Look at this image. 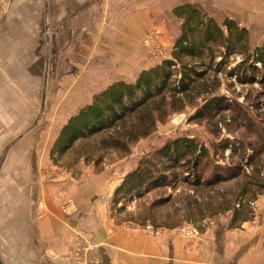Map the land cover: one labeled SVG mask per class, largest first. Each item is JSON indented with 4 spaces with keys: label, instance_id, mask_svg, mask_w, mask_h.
Returning <instances> with one entry per match:
<instances>
[{
    "label": "crops",
    "instance_id": "0c3cea01",
    "mask_svg": "<svg viewBox=\"0 0 264 264\" xmlns=\"http://www.w3.org/2000/svg\"><path fill=\"white\" fill-rule=\"evenodd\" d=\"M0 21V261L76 264L75 241L93 246L99 264H264V197L252 219L211 223L199 235L183 225L122 226L110 202L121 178L85 171L46 180L37 152L96 94L132 83L160 63L148 35L175 44L184 6L217 7L264 41V0H4ZM53 130V131H52ZM37 131V132H36ZM37 134L36 142L29 136ZM0 140V143H1ZM51 152V150H50ZM48 163L44 159V165ZM128 172V171H127Z\"/></svg>",
    "mask_w": 264,
    "mask_h": 264
},
{
    "label": "trees",
    "instance_id": "16d2710c",
    "mask_svg": "<svg viewBox=\"0 0 264 264\" xmlns=\"http://www.w3.org/2000/svg\"><path fill=\"white\" fill-rule=\"evenodd\" d=\"M176 16L182 23L170 57L142 71L134 82H117L96 94L93 102L62 128L50 157L60 160L78 149V143L95 139L103 148L121 157L128 156L131 147L151 137L160 123L196 105L201 98L204 104L196 111L194 120L230 113L232 123L251 131L253 138L240 137L233 142L232 152L238 156L236 164L215 166L211 177L205 178L206 169L213 164L208 148L196 140L177 137L140 160L116 189L112 204L142 198L176 182L194 191L213 190L217 184L238 179L247 168H252L251 174L245 176L240 200L225 201L210 214L233 212L230 227L234 228L252 219L249 202L264 192V119L257 124L253 119L246 122L241 106L218 94L221 83L217 73L226 71L225 75L240 85L257 84L260 91L253 107L264 110V41L255 43L249 29L230 18L219 22L198 6L180 7ZM229 147L227 140L219 150ZM247 151L252 154L247 155ZM243 196L249 199L245 201ZM168 199L156 200L152 208ZM192 200L198 213L206 218L204 208H211L212 204L206 202L203 208L201 200ZM191 214L187 222L194 219Z\"/></svg>",
    "mask_w": 264,
    "mask_h": 264
},
{
    "label": "rangeland",
    "instance_id": "374dc122",
    "mask_svg": "<svg viewBox=\"0 0 264 264\" xmlns=\"http://www.w3.org/2000/svg\"><path fill=\"white\" fill-rule=\"evenodd\" d=\"M1 1V0H0ZM204 11L209 16L215 18L217 21L224 20V10L217 7H203ZM255 43H261V36L254 34L252 36ZM171 52V51H170ZM166 56L165 59L170 57ZM164 59V60H165ZM238 63V62H237ZM225 72H218L217 78L220 80L218 94L225 96L228 100H232L241 106L243 116L246 122L249 120L260 123V119H264V110H256L253 106L257 103V93L260 91L259 86L243 84L240 85L235 79H230L225 75ZM214 73L211 74L214 79ZM255 101V102H254ZM204 102L201 98L197 99L196 105L188 106L186 109L178 114L171 116L165 123H160L156 132L149 138L140 141L131 147L130 155L121 157V154L110 149L103 148L99 143V139L90 140L79 144V148L65 155L62 159L57 160L50 157V144L53 140V134L43 135L44 145L37 153L39 161V169L35 167L36 172L44 176L46 180H51L55 176L72 174L75 178L81 176L85 171L89 173L100 175L103 172L109 176L120 177L122 183L124 177L134 170L140 160L147 154L152 153L156 149L162 147L168 140L177 137H186L196 140L197 143L208 148L211 161L213 164L206 169L205 178H210L215 166L229 167L236 164L237 154L232 152L234 140L240 137L251 139L253 135L250 130L245 127H240L239 123L231 122V114L225 113L217 115L215 118L206 117L204 119L194 120L196 111L203 106ZM53 131V130H52ZM37 132V131H36ZM37 134L29 136L30 142H36ZM1 140V139H0ZM230 141L229 149L225 151L219 150L221 145H225V141ZM3 146L1 140L0 147ZM237 146H239L237 144ZM236 146V147H237ZM4 150H0V156L4 154ZM251 151H247V155H251ZM88 158V159H86ZM44 159L48 162L44 165ZM264 160V157L263 159ZM231 167V166H230ZM128 171V172H127ZM252 168L245 170V175H242L235 180H227L219 183L213 190L194 191L191 187L185 184L173 183L171 186L164 187L158 191L146 194L142 198H133L127 202L119 205L110 202V210L113 219L116 223L122 226H138L146 229L147 226H152L154 229L162 228H178L183 225L192 224L199 229H204L211 223H227L231 226V218L233 212L221 213L215 216L210 214L217 209L225 201H233L238 198L244 189V180L246 175H250ZM54 180V179H52ZM174 184H176L174 186ZM178 184V185H177ZM195 193V196H194ZM210 197V199H208ZM264 197V192L260 193L255 200H250L251 203ZM161 198L169 201L163 205L152 208L153 203ZM201 200V206L204 208L206 202L212 204L213 209H207L206 218H202L197 211V206L194 205L192 199ZM243 200L249 199V196H243ZM113 199V198H112ZM123 208V209H122ZM215 208V209H214ZM251 209V207H250ZM192 212L193 218L191 222H187L186 218ZM251 212L253 210L251 209ZM199 214V215H198Z\"/></svg>",
    "mask_w": 264,
    "mask_h": 264
},
{
    "label": "built area",
    "instance_id": "2783aa9c",
    "mask_svg": "<svg viewBox=\"0 0 264 264\" xmlns=\"http://www.w3.org/2000/svg\"><path fill=\"white\" fill-rule=\"evenodd\" d=\"M4 0L0 1V21L2 19L3 14L5 13V7L3 4ZM145 45L149 49V56L153 60L163 61L167 56V50L162 45V43L157 39V34L154 33L152 35H148L145 40ZM251 209L254 211L256 209V204H250ZM148 230H154L152 226H147ZM182 233L188 236L191 235H199L200 231L195 225L188 224L187 229H183ZM73 259L75 260L76 264H99V259L94 253V248L88 242L79 237L74 244L73 249Z\"/></svg>",
    "mask_w": 264,
    "mask_h": 264
},
{
    "label": "water",
    "instance_id": "95a60500",
    "mask_svg": "<svg viewBox=\"0 0 264 264\" xmlns=\"http://www.w3.org/2000/svg\"><path fill=\"white\" fill-rule=\"evenodd\" d=\"M0 264H3V263L0 261Z\"/></svg>",
    "mask_w": 264,
    "mask_h": 264
}]
</instances>
